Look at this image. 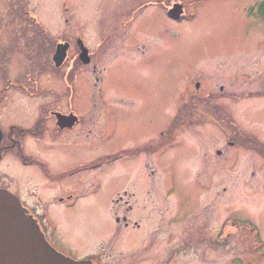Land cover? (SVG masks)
I'll list each match as a JSON object with an SVG mask.
<instances>
[{
  "label": "rangeland",
  "instance_id": "rangeland-1",
  "mask_svg": "<svg viewBox=\"0 0 264 264\" xmlns=\"http://www.w3.org/2000/svg\"><path fill=\"white\" fill-rule=\"evenodd\" d=\"M263 1H20L47 35L36 30L29 46L81 37L90 83L104 78L108 95L121 94L104 113L100 192L77 202L80 211L34 218L56 251L92 264H264ZM173 3L180 20L167 15ZM205 94L220 96L211 103L227 119L198 113ZM141 144L162 151L153 166L144 167ZM26 176L36 191L38 179ZM120 190L135 194L127 227L114 219Z\"/></svg>",
  "mask_w": 264,
  "mask_h": 264
},
{
  "label": "flooded vegetation",
  "instance_id": "flooded-vegetation-1",
  "mask_svg": "<svg viewBox=\"0 0 264 264\" xmlns=\"http://www.w3.org/2000/svg\"><path fill=\"white\" fill-rule=\"evenodd\" d=\"M15 1L0 0V191L14 195L27 215L41 221L40 216L51 211L56 214L71 209L80 211L85 206L79 207L77 202L100 192L107 143L104 113L107 102L120 104L121 94L108 95L104 78L90 83L91 61L87 64L81 61L77 36L66 39L63 35L52 42L40 39L44 48L35 38L38 47L29 46L35 42L36 30L43 37L47 35L39 24L28 20L34 14L19 4L21 0ZM9 17L14 18L12 22ZM26 27L30 29L27 40ZM58 43L67 44L61 63L52 60ZM96 65L92 63L91 71L96 72ZM198 87L199 84L194 86ZM218 97L209 94L198 97L208 103L206 110L198 113L212 116L215 122L217 118L227 119L228 110L211 103ZM190 98L193 99V94ZM160 152V148L149 152L148 146L141 144L137 154L148 168ZM26 172L38 179L36 191L26 189ZM62 178L66 183H59ZM115 196L112 201L120 213V217L114 216L115 222L121 221L127 227L135 208V194L120 190ZM118 232L121 234V230Z\"/></svg>",
  "mask_w": 264,
  "mask_h": 264
},
{
  "label": "water",
  "instance_id": "water-1",
  "mask_svg": "<svg viewBox=\"0 0 264 264\" xmlns=\"http://www.w3.org/2000/svg\"><path fill=\"white\" fill-rule=\"evenodd\" d=\"M180 5L175 4L168 15L177 18ZM67 45H58L53 60L60 63ZM89 62L86 50L81 53ZM0 264H92L90 260H71L55 251L44 239L38 225L28 219L18 200L0 191Z\"/></svg>",
  "mask_w": 264,
  "mask_h": 264
},
{
  "label": "trees",
  "instance_id": "trees-1",
  "mask_svg": "<svg viewBox=\"0 0 264 264\" xmlns=\"http://www.w3.org/2000/svg\"><path fill=\"white\" fill-rule=\"evenodd\" d=\"M260 7L264 10V2L260 4ZM251 145L245 143V147H249ZM262 154V153H261ZM263 155V154H262Z\"/></svg>",
  "mask_w": 264,
  "mask_h": 264
}]
</instances>
